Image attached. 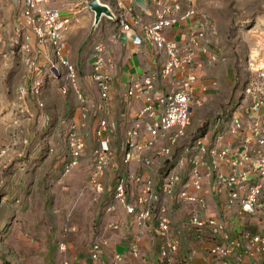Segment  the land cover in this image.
Returning <instances> with one entry per match:
<instances>
[{
  "label": "crops",
  "instance_id": "1",
  "mask_svg": "<svg viewBox=\"0 0 264 264\" xmlns=\"http://www.w3.org/2000/svg\"><path fill=\"white\" fill-rule=\"evenodd\" d=\"M89 1L47 0L48 7L60 11L62 15L74 16L72 25L65 34L64 57L77 70L79 84L87 100V117H82L81 109L73 92L64 93L61 90L60 81L52 80L50 77L43 93L44 100L42 102L45 107V116L50 118V123L53 121L57 123L60 119L62 126L65 123L69 124L68 129L72 125L79 127L83 125L82 133L89 146L96 147L98 145L100 138L97 136V130L100 121L104 120L108 126L115 127L114 132L105 136L110 138L111 147L116 152V159L103 178L104 193L98 196L95 201L96 205L100 209V206L102 207L103 203L111 198L117 176L119 174L125 176L129 171L131 175L143 180L148 177L152 178L160 186L163 181L162 177L168 172L165 167L168 165L171 168L170 164L175 165L185 156L186 151L196 144L197 140H205L207 146L210 145L208 153L204 156H199L197 153L189 154V157L195 156L202 162L199 168L202 177L201 188L196 190L190 186L187 189L189 195L205 201V208L181 202L178 193L185 188L183 185L177 188L169 204L172 234H176L179 238V248L172 257L171 264H264V255L249 242L251 237L264 234V191L260 196L263 207L258 209L255 215H251L242 213L239 202L230 204L229 191L218 190L215 185L218 174L228 176L240 170L233 167V160L230 157V159L222 160L211 154L213 149L217 148L215 144L217 133L218 135L222 133L223 145L247 153L252 159H255L259 146L252 138V134L247 131L246 126L251 121L256 122L259 118L260 127H264V117L260 112H252L249 97H247V101H244L246 97L241 98L239 109L238 106L230 109L228 107L235 96L236 75L230 59L221 46L225 37L220 33V30H217L213 34H205V37L198 38L197 42H200L201 47L195 48L193 62L184 67V70L193 77L191 82L192 98L200 103V106L194 107L192 110L185 135L174 146H170L165 140H160L155 145H149L143 152V155L154 160L153 153L156 149L168 148L171 151V159L164 162L153 161L151 169L146 168L140 160H135L128 169L123 166L121 153L118 154V152L119 149L121 151L126 134L136 121L139 111L145 106L147 97L144 94L128 97V89L135 81L143 82L149 77L156 76L162 70L166 56L164 53L156 51L147 42L136 45L134 40L141 38V29L132 27L125 31L122 24L131 25L135 20H138L140 24L150 25L156 19L157 1L164 4L174 2L185 4L189 0H98L107 5L112 14L119 18L113 20L104 17L97 26L95 25V16L89 9ZM203 4L204 1H195L196 16L185 22L177 23L165 33L168 40H174L177 43L183 55L186 50L192 48L189 41L192 36L199 35L197 25L213 21L203 11L201 7ZM86 7L88 9H85ZM12 11L13 8L9 6L6 22L10 26L14 15ZM99 43L106 46L107 57L112 64L111 90L106 101L102 100L91 79L94 47ZM204 45H207L208 52L204 50ZM35 48L33 45L32 52ZM41 50L45 55L42 54V57L37 60V67L31 75H28L27 82H30L38 71H41L43 75L50 73L48 69L49 59L52 58L49 54L50 48L44 46ZM10 53L9 49H4L1 55L9 57L12 69L8 74L14 77L20 72L21 63ZM35 55H30L31 59ZM5 56L3 57L6 58ZM3 61L4 59H0V65ZM17 65L19 67H16ZM260 69H264V64L259 69L255 68L248 80L251 78L255 82L256 78L252 79V75L257 76L256 71ZM61 71L63 72V70ZM181 79L179 73L175 78L157 79L156 88L163 93H171L180 88L177 82ZM244 102L247 104L243 105ZM228 110H231V113ZM57 112L61 114L59 119L56 117ZM226 113H228L227 116ZM220 116L224 118V121L221 119L223 124L215 128L216 119ZM234 116L242 123L244 127L242 130L232 131ZM211 121L214 122V133L212 137H209ZM141 139L148 141L149 144L153 142L145 134L141 135ZM216 151L218 153L220 148H217ZM185 168L184 171L182 170L184 182L191 177L192 165L189 164ZM137 187L138 185L134 183L130 184L132 197L135 196ZM233 190L236 191L237 188ZM111 192L112 194L109 195ZM102 215V225L99 226L98 234L107 240L108 245L98 264H112L115 255L121 256L120 264H166L160 257L161 241L155 235L154 224L149 223L146 227H139L135 223L134 217L127 215L120 206L111 214H104L102 208ZM193 215H198L202 219L216 218L219 223L224 225L225 230L218 236H214L210 230L197 231L188 224L189 218ZM112 226H117V229H113ZM225 235L229 237L226 247L232 250L226 262L222 261L215 253L218 245H226V242L222 241V237ZM234 243H241L242 247L235 248L232 245ZM136 246L138 256L133 253ZM89 253L90 246L87 247L84 254L82 253L83 255L80 253L81 256L75 255L72 264H94L89 258ZM9 254L3 257L4 260L1 259L0 264H20L12 256L13 254Z\"/></svg>",
  "mask_w": 264,
  "mask_h": 264
},
{
  "label": "built area",
  "instance_id": "2",
  "mask_svg": "<svg viewBox=\"0 0 264 264\" xmlns=\"http://www.w3.org/2000/svg\"><path fill=\"white\" fill-rule=\"evenodd\" d=\"M195 1L206 0H189L185 4L174 2L172 4H164L157 1L158 7L156 11V19L150 25L140 24L135 20L129 25L123 23V29L128 31L132 27L140 28L142 31L141 38H136L134 43L141 45L147 42L152 48L159 53H164L166 62L162 70L156 75L145 79L143 82L135 81L131 83L127 96L133 97L136 94L146 95L145 106L139 111L136 121L126 134V139L121 147V159L125 168L130 167L135 160H140L142 164L151 169L153 161H167L171 159V151L168 148L156 149L154 160L143 155V152L149 145H155L160 140H165L170 146H174L185 135V131L190 123L191 113L194 107L200 106L198 101L192 98L191 82L193 77L184 70L186 65L193 62L195 48H200L201 44L198 38L205 37V34H213L217 32V26L213 21H207L197 25L199 35H194L189 40L192 48L186 50L184 55L181 48L174 40H168L165 36L166 31L179 22L187 21L195 17L197 10ZM13 8V21L11 26L6 22L7 8ZM85 9H88L86 7ZM15 16V17H14ZM74 17V16H73ZM73 17L62 15L58 10L48 7L47 0H0V55L4 49H9L11 55L17 54L20 60L31 62V66L37 64V60L42 57V47L50 48L49 64L60 66L63 70L57 69L54 77H59L62 73L64 81L63 92L72 91L77 99L81 109L82 117H87V100L83 93L76 68L68 62L64 57L66 49L65 34L72 25ZM119 17L113 15V20ZM10 26V28H7ZM36 40V48L32 52L31 40ZM36 50V51H35ZM204 50L208 52L207 45ZM30 52L36 54L33 59ZM32 68V67H31ZM179 73L182 77L177 82L180 88L171 93H163L156 88V80H166L169 77L175 78ZM112 64L107 57L106 46L99 43L94 47V63L92 66L91 79L93 84L99 91L102 100H107L111 90ZM186 77V79H185ZM251 80V78H250ZM249 80V81H250ZM248 97L251 101V110L254 113L260 112L264 117V69L257 71L255 82L250 81L247 84ZM37 92V87L34 88ZM259 119V118H258ZM250 122L246 126L248 132L252 134V138L259 146L256 152V158L252 159L249 154L239 150H234L222 143V133L216 135L215 144L220 151L216 149L211 152L212 155L220 159H232L233 167L239 172L232 173L228 176L218 174L215 179V185L218 190L226 189L229 191L230 204L239 202L242 213L255 215L258 209L263 207L260 202V196L264 191V127H260V120ZM233 132L242 130L244 127L234 116ZM216 126L222 125L221 119H216ZM81 127L72 125L68 133V145L70 150V163L66 166L64 177L69 176L80 165L84 157L86 149V139L82 133ZM115 127L108 126L106 121L99 123L97 136L100 138L96 146L93 156L94 164L90 176V185L92 191L100 196L104 193L103 178L107 170L113 165L116 159V152L111 147L109 136H105L114 132ZM145 134L153 141H142L141 135ZM105 136V137H104ZM197 153L204 156L208 153V146L205 140H197L175 165H167V173L163 178L162 184L158 186L154 179L146 178L145 180L130 174L125 176L119 174L113 188V194L108 204L103 206L104 214L114 213L118 207H122L126 214L134 217L135 223L139 227H146L149 223L155 226V235L161 241L160 257L166 264L172 263V257L177 253L179 248V238L176 234H172L170 223L169 204L174 197L177 188L181 185L185 188L179 191V199L184 203H192L194 205L205 208V201L201 198L189 195L187 189L191 186L196 190L201 188L202 177L199 173L200 164L202 162L195 156L189 157V154ZM230 157V158H229ZM191 164V177L186 182L182 172L187 165ZM183 170V171H182ZM193 177V179H192ZM138 185V189L134 197L130 190V184ZM237 188V190H233ZM141 189V190H140ZM188 224L197 231L210 230L214 236H218L225 230L224 225L218 222L216 218L202 219L198 215L189 218ZM117 229V226H112ZM179 234V233H178ZM222 241L226 245L220 244L216 247L215 253L219 258L226 262L232 250L226 246L229 243V237L225 235ZM250 244L256 246L258 251L264 255V234L254 236L249 239ZM108 245L107 240L97 234L90 245L89 258L94 264L101 261L104 249ZM235 248H241V243L232 244ZM60 253L67 251V245L60 243L58 245ZM133 253L138 256V248L134 247ZM122 258L115 255L112 264H120ZM69 264V263H65Z\"/></svg>",
  "mask_w": 264,
  "mask_h": 264
},
{
  "label": "rangeland",
  "instance_id": "3",
  "mask_svg": "<svg viewBox=\"0 0 264 264\" xmlns=\"http://www.w3.org/2000/svg\"><path fill=\"white\" fill-rule=\"evenodd\" d=\"M201 7L225 37L221 46L236 75L235 96L229 109L237 107L250 89L245 88L248 75L264 64V0H206ZM33 45L36 47L34 38L31 48ZM3 56H0L4 59L0 65V225L7 215L9 218L6 232L0 235V258L11 253L20 264H72L75 255L86 252L102 225L103 206L100 210L96 205L98 196L90 185L96 147L86 144L79 167L69 176H60L62 163L70 153L67 137L58 131L62 128L61 114L56 113L59 119L56 129L48 134H44L46 130L40 131L39 123L30 117L32 112L24 107L28 75L37 66H31L26 59L19 60L21 68L16 67L20 72L8 80L12 66L9 57ZM48 66L52 74L62 70L53 64ZM256 77L252 75V79ZM63 85L60 82L61 90ZM213 127L211 121L209 137L213 136ZM60 243L67 245L65 253L59 252Z\"/></svg>",
  "mask_w": 264,
  "mask_h": 264
},
{
  "label": "trees",
  "instance_id": "4",
  "mask_svg": "<svg viewBox=\"0 0 264 264\" xmlns=\"http://www.w3.org/2000/svg\"><path fill=\"white\" fill-rule=\"evenodd\" d=\"M19 48L17 47L16 51H15V55H13L14 58H17L20 60L19 58V55L17 54ZM30 54L32 55L33 53L30 52ZM49 69V67H48ZM37 72V71H35ZM41 75V76H40ZM55 75H53L51 72L49 74H46L43 75L41 71H38L36 74H35V77L29 82V84L27 85L26 87V94H25V102H24V107H26V110L30 113V117L34 118V122L35 123H39V129L40 131H44L46 130L47 133H44V134H48V133H51V131L53 129H56L57 128V123H55L54 121L50 123V118L46 117L45 116V107H44V104L43 103H39V102H42L44 100V96H43V93L44 91L46 90V87H47V81H48V78L50 77L52 80H55V81H60L62 82L63 78V74L61 73L59 75V77H54ZM11 76L8 75V80L9 79H12V77L10 78ZM64 82V81H63ZM249 80L247 81L246 84H248ZM245 84V88H246V85ZM35 87H37V92L36 90L34 89ZM245 94H243L242 97H244ZM241 97V98H242ZM232 105V102L230 104H228V107H231ZM29 109V110H28ZM229 113H231V110H228ZM228 115V113H226V116ZM219 119H222L224 121V118L222 116L218 117ZM64 126H62V128L60 130H58L59 132H62L61 136H66L67 137V141H68V133H69V130L66 129L67 127V123L63 124ZM60 128V127H59ZM60 136V135H59ZM34 154L31 157H33ZM29 159H27L25 161L24 164H26L28 162ZM70 163V153L69 155L67 156V158L64 160V162L62 163V168H61V171H60V176H64V172H65V168L66 166ZM112 192L109 194L111 195ZM110 201L107 200L105 203H103V206L105 204H108ZM6 217L9 218V215H7ZM8 218H5L4 219V222L0 225V235L2 236L6 230L4 229L5 228V225L6 223L8 222ZM2 260V258H0ZM8 264V263H7Z\"/></svg>",
  "mask_w": 264,
  "mask_h": 264
},
{
  "label": "water",
  "instance_id": "5",
  "mask_svg": "<svg viewBox=\"0 0 264 264\" xmlns=\"http://www.w3.org/2000/svg\"><path fill=\"white\" fill-rule=\"evenodd\" d=\"M89 9L95 16L96 26L100 24L102 18L104 17L113 18L110 8L107 5L100 3L98 0H90Z\"/></svg>",
  "mask_w": 264,
  "mask_h": 264
},
{
  "label": "clouds",
  "instance_id": "6",
  "mask_svg": "<svg viewBox=\"0 0 264 264\" xmlns=\"http://www.w3.org/2000/svg\"><path fill=\"white\" fill-rule=\"evenodd\" d=\"M258 71V70H257ZM257 71H256V73H257ZM252 74V73H251ZM251 75H248V79H249V77H250ZM245 97H248V94H246L245 96H244V98Z\"/></svg>",
  "mask_w": 264,
  "mask_h": 264
}]
</instances>
